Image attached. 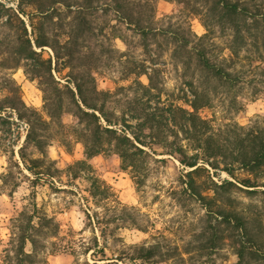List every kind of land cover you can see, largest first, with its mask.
Here are the masks:
<instances>
[{
    "label": "rangeland",
    "instance_id": "obj_1",
    "mask_svg": "<svg viewBox=\"0 0 264 264\" xmlns=\"http://www.w3.org/2000/svg\"><path fill=\"white\" fill-rule=\"evenodd\" d=\"M150 1L156 31L161 34L143 41L113 10L102 7L81 48V56L91 53L89 64L95 68L88 73L97 89L109 93L106 110L113 113L112 120L119 122L114 127L141 140L136 144L143 152H136L133 161L129 158L122 162L113 150L86 158L72 131L76 120L64 86L73 87L68 68L58 72L52 69L63 90L64 108L61 116L50 120L38 79L27 72L22 62L14 68L0 65V100L8 95L13 79L24 103L47 122L36 131L42 139L38 147L35 142H24L28 129L24 119L9 107L0 112V264L15 263L18 237L24 230L36 238L34 264H238L232 240L220 225L216 208H232L247 218L258 217L264 224V195L260 192L264 190V172L254 177L235 165L232 177L222 170L229 159L218 157L220 167H209V175L201 172V180L209 183L211 177L220 183L223 179L250 177L258 192L249 194L245 187L233 188L229 193L232 201L223 197L221 202H214V212H208L202 202L182 192L181 181L188 168L179 163L172 150L187 146V139L174 125L171 113L177 106L189 109L187 81L192 69L170 54L168 32L190 30L198 37L206 33V28L194 12L175 0ZM4 2L16 5L15 0ZM7 33L0 27V42ZM228 33L218 30L214 38L207 36L202 41L215 42L213 52L228 59ZM40 52L42 58H51L53 68L52 49L45 46ZM254 55L251 38L247 37L233 65L242 71L236 103L232 104L228 94L220 91L210 93L209 106L199 110L227 138L222 149L226 156L236 154L238 139L246 131L264 135V59L252 64ZM4 56L0 54V62ZM141 71L150 74L151 89L145 90L149 82ZM21 146L25 162L19 156ZM31 158L41 159L34 170L50 174L36 177L27 170ZM83 159L88 167L68 169V165ZM96 186L99 192L102 188L106 192L96 193ZM41 218H47V225ZM29 224L36 229L31 230ZM31 249L27 242L25 251Z\"/></svg>",
    "mask_w": 264,
    "mask_h": 264
},
{
    "label": "trees",
    "instance_id": "obj_2",
    "mask_svg": "<svg viewBox=\"0 0 264 264\" xmlns=\"http://www.w3.org/2000/svg\"><path fill=\"white\" fill-rule=\"evenodd\" d=\"M4 1L0 0V27L7 29L9 33L0 42V54H6L0 65L14 68L22 62L21 65L28 69L27 72L38 79L43 92L44 109L50 120L61 116L64 108L63 90L54 78L52 69L58 72L68 68L73 87L68 84L64 86L67 98L73 107L70 110L71 114L76 120V127L72 131L81 142L86 158L113 150L122 162L129 158L133 161L136 152H143L136 144L141 143V140L138 136L131 138L122 129L114 127L119 122L112 120L113 113H108L106 110L109 93L97 89L94 78L88 73L90 69L95 68L94 64H89L91 53L81 56V48L84 47L83 43L91 33V22L102 7L105 11L113 10L121 22L141 35L143 41L149 36L155 38L161 33L155 28L152 1L15 0V6L7 5ZM175 1L179 6L194 12L202 20L206 33L197 37L190 30L188 33L168 32L172 43L170 54L187 66H191L192 69L191 79L187 81L191 95L188 99L189 109L177 106L171 113L174 125L187 139V146L180 145L174 148L172 153L176 155L181 165L188 168L181 181L182 192L202 202L208 212H211L214 202H221L225 197L228 201L231 200L229 193L233 188L245 187L244 190L249 194L258 192L256 182L250 177L237 181L223 179L220 183L215 182L211 177L209 183L201 180V172L208 173L209 167L212 169L220 167L218 157L229 159L222 170L232 177L235 165L249 171L254 177L264 172V135L261 136L262 132L246 131L243 137L238 139L236 154L226 156L222 149L224 150V142L227 138L222 137V132L215 129L210 119L199 113L200 109L209 106L210 93L213 95L220 91L227 93L230 102L236 103L235 95L242 81V71L234 69L233 65L247 37L251 38L255 53L250 63L254 64L256 59H264V0ZM64 17L68 18L65 24L62 23ZM218 30L223 34L229 32L225 42L229 50L228 59L213 52L215 42L209 45L206 44L207 41H202L207 36L214 38L215 31ZM194 37L195 40H193ZM45 46L53 51V68L51 58L41 57L40 51ZM37 48L40 51H37ZM227 60L228 63H226ZM140 73L147 74L144 71ZM147 78L149 83L148 87L145 86V90L146 88L151 89L152 85L150 74H147ZM6 107L13 109L18 118L26 121L28 129L24 142L32 141L41 147L42 139L37 137L36 131L41 129V126H46L47 122L34 108L24 103L20 95V87L13 79L8 87V95L0 100V112ZM158 116L162 117V112H159ZM176 118L178 120H175ZM246 140L248 143L245 145ZM22 151L23 146L18 149V152L21 160L25 162L27 160ZM188 151L191 153L189 154ZM28 162L31 165L26 166L27 170L36 177L41 173L50 174L34 170L41 164V159L31 158ZM67 167L68 169H79L88 167V164L83 159ZM74 175L76 176L75 172ZM93 181L97 182L96 178ZM95 188L98 191L96 193L106 192V188H102L100 192L98 186ZM260 192L264 195V190ZM215 213L216 216H220V225L227 230L226 236L232 240L238 264L264 261V224L258 217L247 218L232 208H216ZM41 219L47 225V218ZM29 227L31 230L36 229L31 224ZM33 235L32 232L25 233L24 230L18 237L14 264H34L37 243ZM27 242L32 248L29 252L25 251Z\"/></svg>",
    "mask_w": 264,
    "mask_h": 264
}]
</instances>
